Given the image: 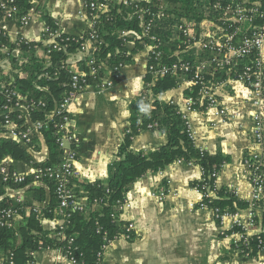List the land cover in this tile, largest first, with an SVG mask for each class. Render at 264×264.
Masks as SVG:
<instances>
[{"label":"trees","instance_id":"obj_1","mask_svg":"<svg viewBox=\"0 0 264 264\" xmlns=\"http://www.w3.org/2000/svg\"><path fill=\"white\" fill-rule=\"evenodd\" d=\"M29 0H15L21 9L29 6ZM89 2L90 0H84ZM108 3V9L104 11L100 20L94 23L93 29L96 33L94 52V67L96 73H90L88 58L83 57L77 61L79 83L99 85L100 78L103 76V64L111 69L118 68L121 65L133 62L132 56L127 49L126 42L135 41L133 51L143 48L150 42L149 36L141 39H132L130 36L120 35L123 29L133 30L141 33L139 26V13L142 9L148 8L151 12H157L162 8L164 14L161 18H154V24L150 28V34L159 38L160 44L157 48L161 53L157 57L150 53L148 66L161 63L176 61L175 51H181L187 48L184 42L185 37L181 31L174 33L166 31L172 28L174 22L181 23V19L199 22L206 17H214L215 12L212 10V4L219 1L222 6L231 4L238 0H124L111 1L101 0ZM248 2L258 0H247ZM260 10L264 11V0H259ZM220 11V10H218ZM150 13V12H149ZM149 13H144L146 21L151 17ZM130 14L131 17H128ZM47 23L53 26V19L46 17ZM159 23V26H156ZM263 18H257L252 21L250 29L254 25H262ZM248 27V23L243 29ZM90 30L83 34V38L76 35L63 33L56 39L60 42L59 50L46 46L45 51L47 59L39 58L35 52V46H40L39 42L27 41L19 45L23 50L25 58L18 67H13L17 71H22L23 75H14L13 77L4 76L0 83V112L5 106L24 105L28 108L31 121L42 122L39 131L44 137L48 148V157L42 162L33 161L31 154L22 147L17 141L9 138H0V162L6 155L13 159L23 160L33 167L48 166L57 163L62 151L56 141L55 122L53 119L46 118V112L52 110L71 92L72 88V71L69 57L77 52L81 42L90 36ZM173 29V28H172ZM0 44H8V39L0 34ZM13 48L14 44H10ZM29 50V54H27ZM195 49L191 48L186 53H181L184 59L195 61L192 56ZM204 55H210L209 50L197 51ZM189 53V54H188ZM188 54V55H186ZM13 64H18V59L10 55L9 59ZM18 68V69H17ZM211 76H217L219 79L225 78V70L214 67ZM215 73V74H214ZM184 74H166L160 77L150 85L148 82L153 80V76L148 71L144 77L146 88H148L155 99L148 106L147 112L140 111L141 96L133 99L130 103V116L128 131L124 134L123 140L117 148L113 161L107 166V177L104 180H95L92 182H82L76 179V190L80 189L86 193L88 207L86 210L69 209V217L63 229V236L48 237L37 217V206L21 201L19 199L3 196L0 199V211L4 208H13L21 212L24 205L28 206V212L24 217V222L15 225V227L0 228V253L5 257L9 252H13L14 264H32L34 261L33 253L43 248L61 249L64 255L78 264H100L105 245L108 240L113 239L116 234L124 232L123 226L128 221L114 218L112 213L117 201H123L126 193L132 184L144 176L148 171H160L175 161H186L197 163L202 170V179L193 181L191 184L203 190V184L210 188L214 187V177L211 174L219 172L221 166L229 160V157L217 153H209L195 145L193 137L189 131L188 123L177 105L167 103L156 95L166 89L175 87L184 79ZM210 75H204L210 78ZM211 79V78H210ZM3 85V86H2ZM96 85V86H97ZM7 91V92H6ZM199 85L193 87V91H187L188 95L194 98L198 97ZM24 96L25 99H20ZM32 104L36 107H32ZM14 123L25 129L24 115L18 110H12L7 115ZM5 120V116L0 113V122ZM148 125H156V130L166 136V142L158 148L144 153L131 149L132 138L139 134L140 131L147 129ZM264 135V134H263ZM264 139V136H263ZM263 144V143H262ZM37 149L36 147H34ZM244 160L250 162L249 168L254 173L264 171V151L259 158L244 156ZM10 167V166H9ZM30 183V178L24 183H4L0 181V194L4 193V186L25 187ZM50 190V197L46 205L41 209L40 214L45 217H53L54 209L57 206V199L54 194V187L51 182H47ZM28 194L34 196L36 200L42 201L45 198L44 190L41 186L30 185L26 188ZM217 196L206 197L203 200L207 203L208 208L218 209L219 217L216 222L220 223L221 215H232L238 210L247 208L248 200L240 198L236 193L222 187L216 189ZM96 200L97 204L93 201ZM261 208H264V195L258 202ZM16 223V222H15ZM240 227L233 225L232 228L223 232L229 234L239 231ZM56 232L59 228L55 229ZM129 239L132 240L135 232L134 229L129 231ZM70 238L72 240L70 241ZM259 241L262 243L260 244ZM264 246V231L253 234L248 237V243L243 239L238 241L235 248L243 255L248 252L249 256L255 254L260 247Z\"/></svg>","mask_w":264,"mask_h":264},{"label":"crops","instance_id":"obj_2","mask_svg":"<svg viewBox=\"0 0 264 264\" xmlns=\"http://www.w3.org/2000/svg\"><path fill=\"white\" fill-rule=\"evenodd\" d=\"M36 9V15L25 25L20 26L15 21L10 20H3L0 23V29L8 34L9 41L18 37L34 41L41 40L45 17L57 20L63 33L79 36L83 35L91 24L99 21L101 17L100 13L91 14L84 0H39ZM128 17H131L130 14ZM139 26L142 30L140 23ZM128 36L135 39L133 34ZM46 43L43 41L42 47L46 46ZM126 46L133 62L118 67L119 76L114 84L112 86L105 84L112 75V69L105 65L99 85H91L85 88L77 95L74 105H72V130L79 138L75 168L76 179L79 181L92 182L106 179L107 166L113 161L117 148L123 140L124 134L128 131L130 103L140 95L144 88L148 49L143 47L133 51L134 40L126 42ZM12 54L18 55L19 51L14 50ZM37 56L43 57L42 59L46 58L42 49L37 50ZM83 56V53L78 52L69 57L72 69H78L77 61ZM5 66L6 76L18 75L20 77L23 75L22 71H17L7 64ZM191 89L192 84L189 79L180 81L177 86L161 92V100L174 103L179 111L185 115L195 145L209 153L220 152L229 157V160L221 166L218 172L215 181L216 189L227 187L233 190L238 197L250 202L252 184L249 180V171L243 155L247 143L242 139L247 135L254 138V115L262 109L263 114L264 106L261 109L253 90L242 82L226 79L215 88L214 93L219 103L228 108L229 114L216 115L213 107L207 108L206 105L197 109H188L187 91H192ZM119 104L122 106V111L120 115H117V112L113 111L115 110L114 107ZM17 110L24 115L25 124L32 125L28 109L25 106H20ZM14 130V125L8 126L7 130L0 132V138L15 140ZM112 136L117 137L119 141L116 143L114 139L112 140ZM32 140L34 143L31 142V144L21 141L18 143L31 154L33 161L42 162L47 159L48 148L41 132L34 130ZM165 142V134L159 133L157 130L144 129L132 138L131 149L147 153ZM248 148L250 152L257 153L259 146L251 145ZM4 161L20 173H30L33 168L31 164L23 160L13 159L10 155H6ZM201 179L202 170L194 162L175 161L163 170L148 171L144 176L137 179L126 193L130 206L121 212L120 219L133 223L136 236L148 233L152 242L150 244L157 254L163 245L160 241L162 239L169 240L172 236L169 233L175 235L172 242L188 246L186 238H182L181 243L178 242L179 236L175 234L178 233V225L164 224L159 221L162 215L172 217L175 214L186 213L189 218H194V216L203 218L204 220L198 224L199 226H189V231L196 237V245H200L199 242H206L205 239H208L210 251L205 249L204 253L200 255L201 259H175L174 256L171 258L161 257L160 259H123L127 260L126 264H215L216 259H219V254L217 257L216 255L212 256L211 249L220 248L224 244H232L235 248V243L240 240V232L234 231L225 235L223 232L232 228L237 218L246 221L249 218V207L240 209L232 215H224L220 223H217L212 208L200 206L202 193L191 184V182ZM30 185L43 188L45 198L42 201L36 200L33 195L27 193L26 188ZM3 189L4 193L0 194V199L3 196L19 199L37 206L39 211L43 209L50 197L49 186L45 182L36 184L31 182L21 188L4 186ZM151 205L153 206L154 218H152V214L150 215ZM27 212L28 206L24 205L21 212H18L19 214L16 216V225L24 222ZM37 217L46 235L54 237L56 225L61 221L60 216L45 217L39 212ZM257 223L250 233L264 231V225L258 212ZM124 239V237H119L112 244L114 245ZM109 247L104 249L102 260ZM176 250L178 247H175L174 252L179 251ZM256 254L257 257L248 258L252 256L250 255L244 256V259L258 260H246L242 264H264V249L253 255ZM33 257L32 264H78L68 259L61 249L43 248L35 251ZM2 259L3 255L0 253V262ZM102 260L100 264H102ZM217 262L219 261L217 260Z\"/></svg>","mask_w":264,"mask_h":264},{"label":"built area","instance_id":"obj_3","mask_svg":"<svg viewBox=\"0 0 264 264\" xmlns=\"http://www.w3.org/2000/svg\"><path fill=\"white\" fill-rule=\"evenodd\" d=\"M38 2L39 0H29V6L25 9H21L19 5L16 4L15 0H0V23L3 20H10L15 21L20 26L27 24L31 20V18L36 15ZM124 2L127 1L124 0ZM85 3L87 4L91 14L100 13L102 15V13L108 9V3L101 0H90L88 3ZM149 10L150 9L145 8L142 9L141 12H139V19L141 18V16L144 17V13L150 12L149 14L151 16L148 21H146L144 18V26L142 21V30L139 34V37L149 36L150 38V42L147 47L148 58L150 57V53L155 54V56L157 57L161 53L159 50H157L160 44L159 38L153 34H149L150 28L154 24V18H159L162 15L159 14L162 11V8H160L157 12H151ZM212 10L213 12H215L214 17H206L199 22L187 20L184 18L181 19L182 22L179 23V28L181 29V33L185 37L184 42L187 44V48L181 51H175L173 53L177 56L176 61L161 64L158 63V66H148L147 61L146 72L150 71L153 76V80L148 82L147 85L152 84L154 80L163 77L166 74L178 75L189 73L191 74V77L189 79L192 84L191 90L193 91V87L199 85V94L197 100L198 103L202 105L204 100H206V107H213L214 113L216 115H220L229 114V112L227 107H223L219 103L214 90L226 79H235L253 90L257 97V102L262 109V106H264V101L262 98L263 86L261 84L262 70L264 67V23L262 25L256 24L252 29H250V25L253 20L257 18L264 19V11L260 10L259 0L253 2H248L247 0H238L225 6H222L219 1H216L214 4H212ZM47 21L48 20L45 17L44 27L41 35L42 39L35 41L39 42L41 45L35 46L34 52L37 55V50L42 49L44 52V56L46 57L44 59H47V54L44 47L52 45L53 49L59 50L61 48V44L56 38L63 34L57 20L53 19V26L47 23ZM246 23H248V27L243 29V26ZM93 25L94 23L91 24L88 30H90ZM90 32V36L81 42V45L79 49H77L76 53H83V57L88 58L90 73L94 74L96 73V68L94 67V52L96 50V46L94 43L96 41V33H94L93 29H91ZM0 34L8 39V44H0V83H3L2 80L4 76L7 75L5 72V64L10 66V62L8 60L10 59V55L16 57L19 60V57H23V50L20 49L19 45L23 42L34 40H28L23 37H18L13 41H9V36L3 29H0ZM129 34H133L135 37V32L133 30L123 29L120 31V35L122 36H128ZM76 36H78L79 38H83V35ZM43 41L47 42L46 46L44 47H42ZM10 44H14V47L11 48ZM191 48H194L196 52L200 50L207 52L209 50L210 55H204L200 57V59H197L195 61L184 59L180 54L182 52L186 53V51ZM14 50L19 51V54H12ZM27 53H30L29 50ZM104 66L105 65L103 64V68ZM214 67H219L220 69L225 70L226 75L224 79L221 80L217 78V76H211V74H213L212 70L214 69ZM117 70L118 68L112 69V75L105 82L106 86H112L114 84L115 80L119 76ZM71 71L73 89L71 90L70 94L66 96L52 110L46 112V118L49 120L53 119L55 116L57 117V121L55 122V135L56 141L62 151L60 160L52 165L33 167L30 173L18 172L7 162H5L4 159L0 162L1 182L7 184H21L24 183L27 178H30V183L32 182L36 184L38 182H51L53 184L54 194L57 199V206L54 209V217L55 215H58L61 218V221H59L56 225V228H59L58 232L55 231L56 237H61L64 235L63 229L65 227V223H67L68 221L69 209L86 210L88 207L86 193L81 189L79 191L76 190V149L77 144L79 143V138L72 130L71 117L73 112L72 105H74V101L77 98V95L91 85L82 84L85 82V80H82V82L79 83V75L81 74L79 69L71 68ZM205 74L210 75L211 79L208 77L205 78ZM138 96H141V101L139 103L141 107L140 111L147 112L148 106L155 99V97L153 96L151 91L146 88V83L142 92ZM156 96L157 98L162 99L161 93ZM18 97L23 100L25 99L24 96L18 95ZM187 105L188 109H194L196 101L192 96L187 97ZM20 106L24 105L17 104L14 107L5 106L1 110L0 113L5 116V120L3 122H0V130H7L8 126L14 125L15 130L13 132L15 141H21L22 143L31 144L32 134L34 130L39 131V127L42 125V122L32 121V125H27L25 129H22L7 116L10 111L17 110ZM32 107L36 106L32 104ZM262 111L260 110L254 115V139L256 146H260L263 143L264 113L262 114ZM182 115L185 117L183 113ZM147 129L156 130V125H148ZM251 155H253L254 157L258 156L257 153L254 152H251L249 154L250 157ZM244 162L247 165L249 171V180L252 184V199L248 205L249 218L246 221L237 218L234 224L240 227V240L243 239L248 243V237L250 235H253L252 233H250V231L253 230L258 224L257 212L260 214L261 221L264 225V208H261L258 204V202L264 195V171L261 173H254L252 172V169L249 168L250 162L248 160H244ZM217 175L218 172L215 171L211 174V176L214 177L213 188H210V186L206 183L203 184V190H200L202 193V199L200 203L201 207H208L207 203L203 200L204 198L208 196H217L215 191V181ZM93 202L97 204L96 200H94ZM129 206L130 201L126 197L122 202L117 201L112 216L114 218L116 217L120 219L121 212L125 211V209ZM212 210L215 214V217H219L218 209L215 208ZM36 212L37 214H39V209H36ZM18 214V211L13 208L2 209L0 211V228L15 227L16 216ZM223 216L224 215H221L220 217L222 218ZM123 228L125 229V231L116 234L113 239H109L104 249H106V247L110 243L114 242L119 237L129 239V231L134 229L133 223L128 221V223H125ZM259 232H255L254 234H258ZM71 240L72 238H70V241ZM259 243L261 244L262 242L259 241ZM237 244L238 241L235 243V245ZM263 249L264 246L260 247L258 251H261ZM243 256H249L248 252L243 254ZM13 258V252H9L5 257H3L0 264H14ZM71 261L75 262L73 260Z\"/></svg>","mask_w":264,"mask_h":264},{"label":"rangeland","instance_id":"obj_4","mask_svg":"<svg viewBox=\"0 0 264 264\" xmlns=\"http://www.w3.org/2000/svg\"><path fill=\"white\" fill-rule=\"evenodd\" d=\"M117 1V0H112ZM141 12V11H140ZM139 13V12H138ZM159 14H162L159 18L163 17L164 14L161 11ZM139 15V14H138ZM140 16V15H139ZM142 21H143V26H144V17L141 16V18L139 19V23L142 26ZM155 23V22H154ZM18 24V23H17ZM156 26H159V23H156ZM159 27H162V25H160ZM171 27L173 28H168L166 31H173L174 33H176V31H181V29L179 28V23L174 22ZM171 31V32H172ZM135 32V31H134ZM135 37L141 39L142 37H139V33L135 32ZM128 42V41H127ZM147 43L144 47H148ZM22 53H26V52H22ZM29 54V53H27ZM188 55V54H186ZM192 56L197 60L200 59L201 54L197 53L196 50L193 51ZM25 58L23 57H19L18 60V64H13L9 59L10 62V66L11 67H18V65L24 60ZM18 69V68H17ZM16 72V71H15ZM184 80L190 79L191 74L187 73L184 74ZM233 76V75H232ZM262 98L264 101V67L262 70ZM191 96V95H187ZM193 97V96H192ZM194 98V97H193ZM194 100L196 101V103H198V97L194 98ZM172 104V103H171ZM174 104V103H173ZM202 105H206L207 106V101L204 100ZM199 103L194 105V109L199 108L200 106ZM115 110L113 112H117V115H120L121 111H122V106L121 104H119L118 106L114 107ZM206 108V107H203ZM73 111V110H72ZM263 125H264V119H263ZM5 130H0V132H3ZM264 132V129H263ZM75 133V132H74ZM245 138V139H244ZM244 138L242 140H244L247 143L246 148H244V156L249 155L250 149L248 148V146H254L255 145V139L250 136H244ZM115 140L116 143L119 141L117 139V137H113L112 136V140ZM111 140V141H112ZM32 143H34V141L32 140ZM120 143V142H119ZM251 144V145H249ZM254 144V145H253ZM264 151V139H263V144H261L258 148L257 152V157H254L253 155H251V157L254 158H259L261 156V152ZM152 208H150V215L152 214V218H154L153 215V206L151 205ZM193 220V221H192ZM204 219L203 218H198L196 216L193 217H188V215H186V213L183 214H175L174 216L170 217L169 215H162L161 218L159 219V221L161 223L164 224H171V225H178L177 229H178V233H175L176 236L178 235V242L181 243V239L182 238H186L187 242H188V246L186 247V245L183 246L182 245H178L176 244V242H172L173 238H174V233H169L172 234V236L169 238V240H161L160 243L163 244L162 247H160L159 249V253L156 254L154 247L151 246L150 244V239H149V234H145L143 235V233L139 236L134 235L133 239H124L121 240L117 243H115L114 245L112 243H110L108 246H110L109 248H107V250L105 251V254L103 256V260H102V264H126L127 260H123V259H160L161 257H176L175 259H201V253L203 254L205 249L208 250V252L210 251V242L208 239H205V241L203 242H199L201 243L200 245H196V237H194L191 233V231H189L190 227L189 226H199L198 224L200 222H202ZM165 235L167 233H164ZM194 242H191L193 241ZM152 243V242H151ZM112 244V245H111ZM175 247H178V252H174L175 251ZM216 249V250H215ZM215 249H211L212 252V256L213 255H217L219 256V259H216L215 264H242L243 262H246V260H258V259H248L251 257H257L258 255H252L246 259H244V256L239 252L238 249L234 248V246L231 245H222L220 246V248H215ZM213 251H215L216 253H214ZM235 258V259H233ZM242 258V259H241ZM217 260L219 262H217Z\"/></svg>","mask_w":264,"mask_h":264}]
</instances>
